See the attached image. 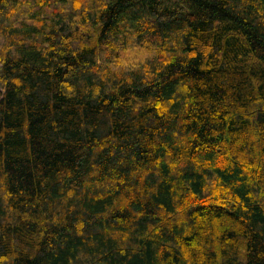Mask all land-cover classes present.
Wrapping results in <instances>:
<instances>
[{
	"label": "trees",
	"instance_id": "16d2710c",
	"mask_svg": "<svg viewBox=\"0 0 264 264\" xmlns=\"http://www.w3.org/2000/svg\"><path fill=\"white\" fill-rule=\"evenodd\" d=\"M0 264H264V0H0Z\"/></svg>",
	"mask_w": 264,
	"mask_h": 264
}]
</instances>
